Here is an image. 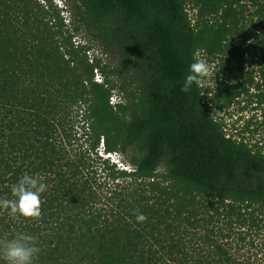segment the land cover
Returning <instances> with one entry per match:
<instances>
[{"label": "trees", "instance_id": "1", "mask_svg": "<svg viewBox=\"0 0 264 264\" xmlns=\"http://www.w3.org/2000/svg\"><path fill=\"white\" fill-rule=\"evenodd\" d=\"M42 1L0 0V197L26 173L48 185L39 221L0 209V239L36 236L34 264H264V152L209 111L252 88L264 103V0L255 21L242 0H80L96 19L119 16L110 33L141 85L115 104ZM197 51L217 60L208 102L181 92ZM101 144L131 151L132 169Z\"/></svg>", "mask_w": 264, "mask_h": 264}, {"label": "rangeland", "instance_id": "2", "mask_svg": "<svg viewBox=\"0 0 264 264\" xmlns=\"http://www.w3.org/2000/svg\"><path fill=\"white\" fill-rule=\"evenodd\" d=\"M39 1L44 4L42 0ZM257 2L259 1H241V5L245 9V17L248 20L255 21L257 19V9L259 8ZM50 7L62 19V25L56 30V39L73 50L79 59H85L95 65L92 74L94 81L99 83L109 81L110 85L115 86L110 97L112 103L115 104L119 101L126 103L132 98H137L141 83L135 79L133 66L124 67L120 52L122 48L112 39L110 33V30L116 26L119 16H114V19L108 21L96 19L80 0H51ZM186 8L189 17L194 22L197 9L191 3L187 4ZM49 14L50 24H57L52 19L53 12ZM201 55L206 58L202 53ZM132 60V64H134L136 58ZM207 60L215 66V74L207 88L202 89L205 102L210 101L221 83L218 74H216L217 60ZM257 79L259 78L257 77ZM260 92H264V85ZM258 93L252 88L249 92H243L229 107L220 110L217 105H209V111L217 121L224 123V129L228 135L238 140L243 139L250 146L256 149L260 148L264 152V103H259L256 96ZM84 126L87 129L86 125ZM75 129L84 128L77 126ZM131 153L130 151L127 155L115 152L107 154L104 153L102 144L99 147V155L103 159H108L110 164H114L119 169H132L129 164ZM164 169L163 165L159 168L160 171Z\"/></svg>", "mask_w": 264, "mask_h": 264}, {"label": "clouds", "instance_id": "3", "mask_svg": "<svg viewBox=\"0 0 264 264\" xmlns=\"http://www.w3.org/2000/svg\"><path fill=\"white\" fill-rule=\"evenodd\" d=\"M215 74V66L204 58L200 51L194 53V62L189 65L181 92L190 93L193 87L205 89ZM48 185L38 175L24 174L11 187V198L0 197V209L8 212L13 220L39 221L42 218V193ZM137 223H145L147 216L135 210ZM40 248L38 238L32 234L18 232L12 239H0V254L5 264H34Z\"/></svg>", "mask_w": 264, "mask_h": 264}, {"label": "built area", "instance_id": "4", "mask_svg": "<svg viewBox=\"0 0 264 264\" xmlns=\"http://www.w3.org/2000/svg\"><path fill=\"white\" fill-rule=\"evenodd\" d=\"M110 102L112 103V101L110 100ZM113 104V103H112Z\"/></svg>", "mask_w": 264, "mask_h": 264}]
</instances>
